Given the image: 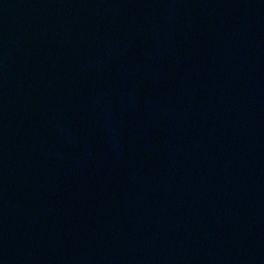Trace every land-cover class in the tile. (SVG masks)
Segmentation results:
<instances>
[{
  "label": "water",
  "instance_id": "water-1",
  "mask_svg": "<svg viewBox=\"0 0 264 264\" xmlns=\"http://www.w3.org/2000/svg\"><path fill=\"white\" fill-rule=\"evenodd\" d=\"M0 264H264V0H0Z\"/></svg>",
  "mask_w": 264,
  "mask_h": 264
}]
</instances>
